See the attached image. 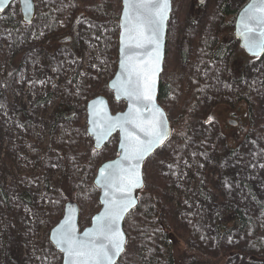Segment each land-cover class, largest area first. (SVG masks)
Masks as SVG:
<instances>
[{
	"label": "rangeland",
	"instance_id": "obj_1",
	"mask_svg": "<svg viewBox=\"0 0 264 264\" xmlns=\"http://www.w3.org/2000/svg\"><path fill=\"white\" fill-rule=\"evenodd\" d=\"M248 1L227 0L230 11L237 12L232 14L233 22L238 11ZM15 3L19 5L18 2ZM13 6L14 4L9 9ZM221 6H225L224 0H206L203 4H198L197 0L173 2L167 44L169 52L163 74L167 76L176 70H182L187 76L186 89L189 88L190 79L195 74L200 75L207 83L204 107L194 115L192 152L177 165L178 168H162L163 160L171 155L179 143L175 132L166 145L149 158L148 166H145V172H148L150 178L157 176V171L170 177L171 185L163 196V202L167 205L164 214L174 219V225L178 229L183 228L186 215L193 213L200 218L206 252L198 251L200 256L195 261L201 262L202 257L204 264L218 260L213 222L220 210L230 205L229 202L250 209L264 229V128L257 141L246 137L241 144V154L253 152L256 157L251 162L240 158L227 169L223 167L220 157L207 154L201 145L204 139L211 147L219 139L225 141L228 138V141H232L233 136H241L243 129L251 126L247 116V103L239 102L233 94L252 82L257 84L255 88L258 94L256 103L251 108L256 115L264 116V55L247 58L241 51L236 52L239 55L235 56L240 62L248 63L247 72L241 79L237 73L226 75L229 57L210 64L195 63L202 47L201 41L213 38L212 36L223 31L218 27L226 26L229 29L233 23H223L218 19L216 10ZM83 24L87 27L83 15L69 20L73 34L66 35L75 36V41L57 45L52 55L37 44L19 49L20 44H13L12 41L11 44L6 38H0V64L24 50L20 54L23 56L21 69L15 78L0 86V188L3 186L8 196V203L5 204L0 192V258L4 264H33V257L41 259L45 253L42 242L46 230L50 229L42 214L41 204L47 199L46 182L53 184L58 180L65 166L64 161L48 148L51 138L57 137L56 131L62 127L56 126L52 119L53 112L64 99L70 97L74 102L79 98L80 83L86 76L97 77V91L108 77L109 65L100 55L99 37L84 34L81 29ZM235 47L236 45L232 48ZM49 95L50 98L45 100ZM183 95L186 96V91ZM84 99L81 98V104ZM111 105L115 112L118 108L125 107V103H118L114 99ZM181 106L182 102H178L171 110L169 118L173 124L181 114ZM211 111L213 117H209L214 119L215 124L207 126L209 118L203 113ZM77 118L83 122L86 120V108L80 107ZM231 119L237 120L239 125H231ZM87 137L88 135L83 136L85 146L93 144V140H88ZM118 140V136L111 140V144L115 143V148ZM201 156L207 158L200 164ZM25 191L30 192L36 201L35 207L29 206L23 199ZM6 211L9 225L5 227L4 233L3 213ZM93 215L91 206H87L82 211V221L86 223V219L90 217V223ZM179 231L174 250L181 259L186 244L182 230ZM6 234H10V238L5 246ZM227 260H230L229 263ZM227 260L224 264H238L235 256L232 260Z\"/></svg>",
	"mask_w": 264,
	"mask_h": 264
},
{
	"label": "trees",
	"instance_id": "obj_2",
	"mask_svg": "<svg viewBox=\"0 0 264 264\" xmlns=\"http://www.w3.org/2000/svg\"><path fill=\"white\" fill-rule=\"evenodd\" d=\"M120 12V0H39L36 18L30 23L23 21L17 3H14V6L4 14H0L1 39L6 38L11 44L12 42L13 44H20L19 49L37 44L50 55L57 45L62 44L61 39L66 37L67 33L73 34L69 20L83 15L84 20L87 21V27L83 24L82 31L86 35L99 37L100 55L102 60L107 62V66L109 65L106 83L102 87L100 86L99 91L95 89L99 88L97 77L86 76L87 78L80 83L79 98L74 102L71 101L70 97L64 99L52 114L56 126L62 127L56 131L57 137L51 138L48 148L51 153H55L64 161L65 166L63 174L58 180L53 184L50 181L46 182L47 199L41 204V208L49 229L62 218L65 203L69 200L76 201L82 211L89 205L93 214L100 209L99 190L94 185V177L103 161L116 156V145L110 142L101 151L95 150L93 144L85 146L83 136L88 135L86 121H80L77 118V112L80 107L85 109L87 101L97 94H104L111 101L113 99L112 93L107 88V82L113 77L117 69V37ZM216 13L218 19L226 23L228 21L233 22L232 14L237 12L230 11V5H228L221 6L216 10ZM218 28L223 29V31L212 36L213 38H206L201 41L202 47L197 53L195 63L210 64L230 55L229 29L226 26ZM74 39L75 36L69 43H73ZM22 51L24 52V50ZM168 52L169 48H167ZM21 53L14 55L12 59L4 60L0 64V86L15 78L21 69L23 57L20 55ZM247 64L240 62L235 54L234 56L231 55L226 68V75H236L235 73H237L241 79L247 72ZM186 81L187 76L182 70H176L167 76L163 74L161 78L159 102L168 111L169 117L175 104L182 102L181 114L174 124V132L179 143L171 155L163 160L162 168L164 170L178 168L177 165L192 152L194 115L201 111L202 106L204 107L203 99L206 94L205 88H207L205 80L200 75L195 74L190 79L188 89H186ZM256 86L257 84L252 82L233 94V97L239 102L247 103V116L251 126L244 128L241 136H233L232 141H228V138H225V141L219 139V142L213 147L209 145L206 139L201 142L207 154L217 155L223 160L222 165L225 169L230 168L240 158L251 162L256 157L253 152L252 155L248 152L241 154L243 140L249 137L257 141L256 139L262 135L264 128V116L256 115L251 108L256 103L258 94ZM184 91H186V96L183 95ZM49 98L50 95L45 100ZM81 98H85L83 104H81ZM121 109L118 108V110ZM212 114L213 111L203 113L207 118H210L209 115L213 117ZM214 124L213 118L209 123H206L207 126ZM87 139L89 140L90 137L88 136ZM206 158L199 157V163L201 164L202 160L206 161ZM147 173L145 172V193L140 196L138 207L127 216L125 221L124 227L128 235V245L117 264H204L202 257L201 262L195 261L200 256L198 251H205V235H203L200 227V218L196 214H188L184 217L183 228L178 229L174 225V219L168 214H164V208L167 205L163 202V196L171 185L170 177H166L157 171V176L150 178ZM0 190L5 204L8 203L5 188L2 186ZM22 196L29 206H36V201L30 192L25 191ZM229 204L215 216L213 225L216 231L218 260L213 263L208 261V264H224L225 260H232L234 256L237 258L238 264H264L263 227H260L250 209L235 202H229ZM3 218L5 226L2 229L5 233V227L9 225L7 211L3 213ZM89 219L90 217L84 223L81 212V227L87 226ZM179 230H182L186 244L181 259L177 257L174 250L176 234L180 232ZM49 231L46 230L44 242H42L45 253L41 259L33 257V264H62L61 254L49 241ZM9 238L10 234L4 236L5 246L8 244ZM232 241L233 243H231ZM0 264H4L1 258Z\"/></svg>",
	"mask_w": 264,
	"mask_h": 264
},
{
	"label": "snow or ice",
	"instance_id": "obj_3",
	"mask_svg": "<svg viewBox=\"0 0 264 264\" xmlns=\"http://www.w3.org/2000/svg\"><path fill=\"white\" fill-rule=\"evenodd\" d=\"M23 2L29 4V0ZM6 3L7 0H0V11ZM124 5L121 24V51L124 55L121 61L122 79L113 87L118 85V91L132 105L127 113L117 117L108 116L105 112L103 131L97 136L99 143L117 128L123 133L119 144L120 159L100 170L105 180V210L94 217L96 226L88 229L80 238L69 215L55 230L54 238L67 256V264H115V257L124 250L126 243L120 222L135 205L134 190L143 187L142 162L169 135L164 113L155 105L154 93L170 0H124ZM256 9L257 5L253 3L241 14L244 28L241 34L245 38V46L259 58L264 54V15H254ZM259 10L264 13V0H261ZM250 21L255 22V27L250 25ZM137 103L143 105L148 113L147 118L144 112L135 107ZM91 123L96 125V120L93 119ZM105 172H108L107 176Z\"/></svg>",
	"mask_w": 264,
	"mask_h": 264
},
{
	"label": "water",
	"instance_id": "obj_4",
	"mask_svg": "<svg viewBox=\"0 0 264 264\" xmlns=\"http://www.w3.org/2000/svg\"><path fill=\"white\" fill-rule=\"evenodd\" d=\"M16 1L19 3V7H20V11H21L23 21L27 22V23L32 22L36 18L37 11H38L37 0H29L28 5H25L23 0H7V3L4 5L3 10L0 11V14H4L11 7V5ZM120 1H121L122 9H121L120 16L118 19V27H119L118 64H117V69H116L115 74L107 83V87H108V90L113 94V99L118 103H122V102L125 103V107L122 110L114 112L112 110V107H111L110 99L107 96H105L104 94L95 95L94 97L89 99L87 101V104H86L87 133L91 137V139L93 140L94 149L97 151H101L106 145H108V143L112 140L113 137L118 136L119 140H118L117 148H116L117 155L111 159H107V160L103 161L98 168V171H97L96 176L94 178V185L99 190L98 202H99L101 207H100V210L98 212H96L91 217L89 225H87L83 228L81 227V224H80V218H81L80 205L74 200H69L65 203L62 218L50 229L49 241H50L51 245L61 254L62 264H67V256L64 252L61 251V248L56 243V239L54 238L56 235L55 230L58 229L62 225L64 220L67 217H69V215H71V217H72V223L77 230V236L80 238L84 237V234L88 229H93L96 226L95 221H94V217L100 215L105 210V204L103 203V201L105 200V195H104V193H105V187H104L105 180L103 177H101L100 170L105 165L110 164V163L115 162V161L120 159L119 153L121 150H120L119 144L122 140L123 133L119 130V128L112 131V133L110 135H108L106 138L101 139L99 141V143L97 142V136L102 133L103 127H104L105 122H106L105 118H104V113L107 112L108 116L117 117V116H120L122 114L127 113L129 111L130 106L132 105V102L126 96H123L118 91V85H117V87H113L114 83H117L119 80L122 79L121 61L124 59V55L122 54V51H121L123 48V44L121 42L122 41V35L121 34L123 32V29L121 27V24L123 22V12H124L125 5H124V0H120ZM204 1L205 0H198V2H200V3L204 2ZM253 3H255L257 5V9L255 10V12L253 14L256 16L264 15V13H261L259 10L260 5H261V0H249L248 3L237 14L236 21H235V37L240 42L241 46L244 48V50L246 51L247 54H249L253 57H257L256 55H253L252 52H250L249 49L245 46V38L241 34L244 31V28L241 24V14L244 12V10L246 8H248V6L250 4H253ZM172 13H173V0H170V12H169L168 20L165 23L162 48H161L162 59H161V64H160V71L156 76L155 93H154L155 94V105L157 107H159L164 113V116L166 118L167 127L169 129V135H168L167 139L164 141V143L162 145H157L153 149V151L145 157L144 161L142 162L141 174H142L143 187L134 190L133 196L135 199V205H134V207L129 209V211L125 214L124 219H122L120 222V228L125 235L126 243L124 245V250L117 257H115V264H117L120 261L121 257L125 253V251L127 249V245H128V235H127V233L125 231V227H124L126 218L132 211H134L138 207L139 202H140V196L145 193V187H146L145 171H144L145 170V164L151 156H153L161 147H163L172 138V136L174 134V126H173L172 121L169 118L168 112L159 102V91H160V85H161V77H162V74H163L164 69H165V60H166V55H167V44H168V34H169V23H170V20L172 18ZM249 23L251 26L255 27L254 21H250ZM71 40H72V37L69 36V37L62 39L61 42L62 43L70 42ZM262 55H264V54H261L260 56H262ZM94 101H95V104H93ZM135 107L139 108L142 112H144L145 118H147L148 113L144 109L142 104L137 103L135 105ZM149 107H151V105H149ZM94 112L96 113L95 117L93 116ZM93 119L96 120V125L91 123V121ZM229 123L233 126H236L238 124L237 121L232 120V119L229 120ZM94 128H95V132L93 131ZM137 134H139V133H137ZM107 175H108V172H105V176H107ZM70 209H71V211H70Z\"/></svg>",
	"mask_w": 264,
	"mask_h": 264
},
{
	"label": "flooded vegetation",
	"instance_id": "obj_5",
	"mask_svg": "<svg viewBox=\"0 0 264 264\" xmlns=\"http://www.w3.org/2000/svg\"><path fill=\"white\" fill-rule=\"evenodd\" d=\"M206 1V0H205ZM204 1V2H205ZM173 2H174V0H173ZM204 2H202V3H200V2H198V0H197V3L198 4H203ZM224 4H225V6H228L229 4H228V2L227 1H225L224 2ZM239 12V11H238ZM237 17V16H236ZM235 21H236V19H235ZM220 25H222V24H220ZM230 30L228 31V34H229V36H230V43H231V45L229 46L230 47V55H227V56H225V57H229V59L231 58V55H233L234 56V54L236 55L239 51H241V53L242 54H244V56L246 55V57L247 58H253L252 56H250L249 54H247L246 53V51L242 48V50H241V44H240V42L237 40V38L235 37V22H234V24H232L231 25V27L229 28ZM234 45H236V47L235 48H232ZM237 52V53H236ZM237 55H239V54H237ZM235 115V114H234ZM243 115V114H242ZM233 120V119H232ZM235 121H237V120H235ZM238 122V121H237ZM237 125H239V122H238V124ZM248 139V138H247Z\"/></svg>",
	"mask_w": 264,
	"mask_h": 264
}]
</instances>
